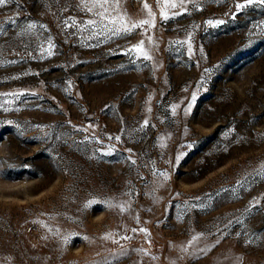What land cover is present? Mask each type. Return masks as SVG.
Listing matches in <instances>:
<instances>
[{"label":"rangeland","instance_id":"374dc122","mask_svg":"<svg viewBox=\"0 0 264 264\" xmlns=\"http://www.w3.org/2000/svg\"><path fill=\"white\" fill-rule=\"evenodd\" d=\"M245 2L118 0L152 21L120 35L92 0L0 7V264H264V5Z\"/></svg>","mask_w":264,"mask_h":264},{"label":"snow or ice","instance_id":"6c2138e0","mask_svg":"<svg viewBox=\"0 0 264 264\" xmlns=\"http://www.w3.org/2000/svg\"><path fill=\"white\" fill-rule=\"evenodd\" d=\"M13 0H0V7L12 3ZM182 2V0H181ZM253 4H261L264 5V0H246L245 3H241V4H237L236 8L237 10H241L244 9L246 6L248 5H253ZM107 5H112V11L115 10L116 7H118V0H92V7L96 8L99 7L101 9H103L102 11L96 12L95 15H97L98 17H100L99 20V24L103 27H107L108 25H105L104 21L107 20L109 25H119L118 27H111L110 31L112 32L113 35H120L121 33H130L132 31V29L139 27L140 25H149L152 26V21L150 20H142L139 21L138 23H133L131 25V27H128L127 24L123 23V17H112L111 16V12L109 10V7H107ZM172 8H175L177 5L175 3L170 5ZM145 7H147V5H145ZM90 11L92 9H89ZM149 15H151V13H149ZM161 16L164 19H168L167 15L165 14L164 10L162 9L161 11ZM11 22V21H10ZM89 24H96L97 21H89ZM209 24H212V21H208ZM217 23H223V21H217ZM29 29L35 28L36 24L35 23H30L27 26ZM41 27H43V25H41ZM142 45H143V41L140 42V44L135 46V51L137 52H141L142 55H144L145 58L147 57V54L144 53L142 51ZM49 55H51V52H49ZM9 63H15V61H10ZM3 65V61H0V66ZM0 95H17L15 93H8V94H3L0 93ZM193 99H195V96H193ZM147 123V122H145ZM117 140H119V137H116ZM111 151V150H109ZM259 175H261L262 177H264V170H262L260 173H258ZM124 208L121 206V211H123ZM133 231H135V229H133ZM140 231L146 232L145 229H140ZM237 235H240V233H237ZM111 238V234H107L103 237V239H110ZM124 239H131V237H124ZM198 239V237H193V241H196ZM114 243H118V241H113ZM191 243V242H190ZM136 251H143V249H139ZM121 255H127L126 252H124L122 250V252L120 253ZM119 256H114V259H118ZM105 264H111L110 261H106Z\"/></svg>","mask_w":264,"mask_h":264}]
</instances>
